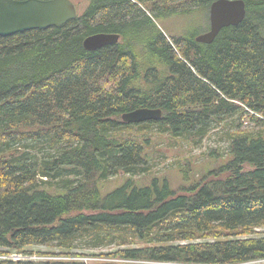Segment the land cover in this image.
Listing matches in <instances>:
<instances>
[{"label": "trees", "instance_id": "obj_1", "mask_svg": "<svg viewBox=\"0 0 264 264\" xmlns=\"http://www.w3.org/2000/svg\"><path fill=\"white\" fill-rule=\"evenodd\" d=\"M213 1L87 0L60 27L0 36V254L55 246L75 258L84 241L142 243L112 256L149 263L264 259V0H243L244 19L208 44L186 21L172 25L209 29ZM101 32L119 40L86 50L83 39ZM139 107L162 115L122 121ZM232 116L230 159L185 192L157 177L101 192L144 162L147 140L132 127L203 135ZM40 145L47 154L33 151ZM75 259L0 264H84Z\"/></svg>", "mask_w": 264, "mask_h": 264}, {"label": "rangeland", "instance_id": "obj_2", "mask_svg": "<svg viewBox=\"0 0 264 264\" xmlns=\"http://www.w3.org/2000/svg\"><path fill=\"white\" fill-rule=\"evenodd\" d=\"M77 7V15H80L87 5V0H71ZM177 22H173L175 26H182L184 23L187 30H192L195 33L205 32L204 21L191 22L182 17L176 18ZM186 21V22H185ZM208 22V13H207ZM245 125L247 124L244 122ZM244 125V126H245ZM235 116L228 117L219 123H211L208 130L204 134L200 132L183 133L175 137L169 134L166 130L158 129L156 126H150L146 129H139L132 127L130 132L132 136L139 139H146L144 146V162L138 167L136 175L132 172L124 174L112 175L107 180L100 182V189L103 194H106L115 187L121 185L127 178H133L138 184H148L152 178H165L170 183L171 187L177 192H185L197 182H202L203 179L209 177L207 173L211 170L217 169L226 163L231 155L229 153V141L231 134L234 132ZM252 126L247 124L244 129H250ZM37 151L38 155L47 154L48 147L40 145L33 149ZM207 175V176H206ZM47 187V186H44ZM49 187V190H53ZM256 234L250 237H258L262 235L261 230H257ZM240 238V237H239ZM80 241V239H79ZM86 242L82 241L76 243V246L71 252L76 253L75 261H83L84 264H106V263H126V264H164L155 262H146L138 260H122L118 257L112 256L117 250L130 246H139L142 243L117 245L110 244L100 247L88 246ZM144 246V245H143ZM152 246V245H151ZM1 251V249H0ZM26 252H18L16 250H9V255L28 254L33 258L31 261H43L42 258L56 260L67 258L63 250L55 246H29L25 248ZM53 252L59 256H42L40 253ZM31 253V254H29ZM18 260V259H17ZM26 260V259H20ZM47 260V259H45ZM58 260V259H57ZM170 264V263H166ZM176 264V263H171ZM241 264H264V259L253 260Z\"/></svg>", "mask_w": 264, "mask_h": 264}, {"label": "water", "instance_id": "obj_3", "mask_svg": "<svg viewBox=\"0 0 264 264\" xmlns=\"http://www.w3.org/2000/svg\"><path fill=\"white\" fill-rule=\"evenodd\" d=\"M246 14L243 0H215L209 6V29L196 35L195 40L211 43L218 32L241 22ZM77 16V7L71 0H0V36L32 29L60 27ZM119 40L115 33H94L83 39L86 50H95ZM159 108L139 107L124 112L123 122L141 123L160 119Z\"/></svg>", "mask_w": 264, "mask_h": 264}, {"label": "built area", "instance_id": "obj_4", "mask_svg": "<svg viewBox=\"0 0 264 264\" xmlns=\"http://www.w3.org/2000/svg\"><path fill=\"white\" fill-rule=\"evenodd\" d=\"M33 258L28 254H18V255H9V254H0V260H10V261H31ZM60 257H55V259H59ZM18 259V260H17ZM26 259V260H20ZM49 259L48 257L42 258V260ZM65 259H75V258H65Z\"/></svg>", "mask_w": 264, "mask_h": 264}, {"label": "bare ground", "instance_id": "obj_5", "mask_svg": "<svg viewBox=\"0 0 264 264\" xmlns=\"http://www.w3.org/2000/svg\"><path fill=\"white\" fill-rule=\"evenodd\" d=\"M127 123V122H126Z\"/></svg>", "mask_w": 264, "mask_h": 264}]
</instances>
